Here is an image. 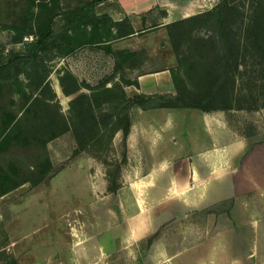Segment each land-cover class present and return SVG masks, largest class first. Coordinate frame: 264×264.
<instances>
[{"label": "crops", "instance_id": "1", "mask_svg": "<svg viewBox=\"0 0 264 264\" xmlns=\"http://www.w3.org/2000/svg\"><path fill=\"white\" fill-rule=\"evenodd\" d=\"M133 1L138 4L124 11L144 12L143 0ZM201 2L181 5L179 19L207 11L197 10ZM110 17H119L118 11ZM138 20L116 37L112 55L142 52L158 67L120 79L128 83L124 91L175 92L179 56L167 42L174 20L152 29ZM120 134L125 156L116 187H109L106 173L91 180L86 173L63 172L70 185L89 187L84 225L90 235L59 245L52 236L45 247L22 251L17 264H28V257H46L45 264H264V106H135L128 132H117L114 144ZM79 213L60 222L73 224Z\"/></svg>", "mask_w": 264, "mask_h": 264}, {"label": "rangeland", "instance_id": "2", "mask_svg": "<svg viewBox=\"0 0 264 264\" xmlns=\"http://www.w3.org/2000/svg\"><path fill=\"white\" fill-rule=\"evenodd\" d=\"M89 1L0 0V65L12 54H26L28 43L37 39L48 18L54 16L55 21V34L39 51L35 70L22 67L15 85H0V134L5 127L4 115L15 112L19 119L30 104L35 105L38 115L35 121H23L21 131L42 124L50 130V111L54 105L58 106L69 126L68 130L49 140L46 148L37 141L26 145L12 137L0 147V174L6 178L0 183V264H17V255L45 247L52 236L59 245L72 237L78 239L90 235L89 229H85L89 226L84 225V220H89L86 213L91 196L89 187L70 185L64 171L86 173L91 180L96 172H102L101 176L106 173L104 178L110 181V188L119 184L125 156L123 134L117 136V144L113 139L117 132L124 133L125 124L108 115L101 104L112 94L124 90L128 83L120 79L158 67L153 58L142 52H120L118 58L114 53L112 55L111 47L119 34L133 30L132 25L140 21L139 17L143 20L142 26L151 29L161 22L174 20L167 42L177 48L179 56L175 78L180 87L185 84L189 92L199 91L197 84L189 82L184 61H194L198 57L194 53L197 42L208 39L211 32L200 28L198 21L179 23L181 5L197 0H161L162 4L156 0L149 3L143 0L139 1L144 8L140 14L124 11V7H134L136 1L105 0L97 6L98 14L95 11L82 24L67 28L61 13ZM201 1L203 6L197 10L210 11L220 2ZM229 4L227 24L237 59L242 62L235 76L240 79L238 85L245 88L229 100L235 108L254 104L260 107L264 104V0H229ZM117 11L119 17L112 19L110 15ZM107 89H113L114 93L106 92ZM92 110L96 112L97 124L90 122V128L86 129L90 131L87 135L96 136V139L82 146L74 127L80 126L79 120L85 119L82 121L87 123V119H92ZM96 126L100 129L98 134ZM40 156L51 159L52 170L42 182L33 185L32 181L38 176L32 169ZM78 212L73 224L60 222L66 215ZM15 240L19 241L17 247ZM149 241L142 242L141 246H146ZM27 262L45 264L46 257H28Z\"/></svg>", "mask_w": 264, "mask_h": 264}, {"label": "trees", "instance_id": "3", "mask_svg": "<svg viewBox=\"0 0 264 264\" xmlns=\"http://www.w3.org/2000/svg\"><path fill=\"white\" fill-rule=\"evenodd\" d=\"M104 1L105 0H91L79 8L63 11L61 15H63L66 27L71 28L85 22L86 19L95 14L96 6ZM229 7V0H220L212 10L181 19L179 22L183 23L187 20L198 21L200 28L207 29L211 32L208 39L197 42L194 53H196L198 57L194 61H184L189 82L199 86V91L197 93L189 92L187 86L183 84L185 82H182L183 86L180 87L178 80L175 78V92H164L151 95L139 93L128 96L123 90L115 95L112 94L111 97L106 98L102 102L101 105L105 106L108 115L124 122L125 134L128 132L130 126V111L135 106H139L142 109L159 107L201 109L233 107L229 99H234L239 93L245 91V88L243 86L241 87L240 83L238 85L240 79L235 76L242 62L237 59L236 47L227 24V12ZM54 25V16H50L45 25L39 30L37 39L28 43L26 54H12L6 63L0 65V85H6V87L15 85V83H17L16 76L18 70L22 67L27 70H35L37 61L39 60V51L55 34ZM125 34L126 33H121L119 36ZM174 49L177 52V48L174 47ZM107 91L114 93L113 89H107L106 92ZM34 106V104H30L25 107V115L19 119L15 112L4 115L6 116V120H4L3 123V125H5L3 132L0 134V147L12 137L23 141L22 144L26 145L30 144L32 141H37L41 147L46 148V143L49 140L54 139L62 132L69 129V126L66 125L67 123L65 122V116L58 110V106L56 107V105H54L55 108H53V111H50V130L43 127L42 124L34 125L29 130L21 131L20 124H22L23 121L26 119L35 121L37 118L38 114ZM236 107L258 108L255 104L249 107ZM92 114L94 116L92 115V119H87V123L82 121L85 119H82L79 120L80 126L74 127L77 139L82 146L90 144L96 139V136H88L87 134H90V131L86 129L90 128V122L97 124L98 119L96 117V112L92 110ZM38 120H41V118ZM96 128L98 134L100 129L98 126H96ZM7 129L10 130L6 133ZM13 169L16 170V167H13ZM51 170V159L47 156L41 157L32 169V172L37 173L38 176L36 180L32 181V184L37 185L42 182ZM4 180H6L5 176L0 174V183L4 182ZM23 182L24 181H22V183Z\"/></svg>", "mask_w": 264, "mask_h": 264}]
</instances>
